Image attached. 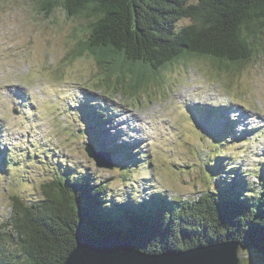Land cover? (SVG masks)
<instances>
[{
	"label": "rangeland",
	"instance_id": "obj_1",
	"mask_svg": "<svg viewBox=\"0 0 264 264\" xmlns=\"http://www.w3.org/2000/svg\"><path fill=\"white\" fill-rule=\"evenodd\" d=\"M46 1L0 0L4 246L11 245L14 198L26 206L41 201L43 185L67 168L107 184L115 200L160 191L197 198L216 188L208 165L223 157L256 183L264 166V53L230 73L192 57L136 92L128 76L107 82V68L91 53L76 55L83 22L60 7L48 12ZM87 144L110 157L113 170L97 168ZM252 257L247 264H264Z\"/></svg>",
	"mask_w": 264,
	"mask_h": 264
},
{
	"label": "trees",
	"instance_id": "obj_2",
	"mask_svg": "<svg viewBox=\"0 0 264 264\" xmlns=\"http://www.w3.org/2000/svg\"><path fill=\"white\" fill-rule=\"evenodd\" d=\"M45 5L48 12L60 7L83 22L86 39L76 55L91 53L107 68V82L113 75L117 84L128 76L136 92L165 67L192 57L230 73L264 53V0H47ZM220 151L224 155L227 149ZM208 166L216 188L186 200L165 191L115 200L107 184L67 168L43 185L41 201L26 206L14 198L11 245H3L0 232V264H65L77 242L103 234L124 237L148 253L236 241L264 258V166L255 173L256 183L246 181L228 157Z\"/></svg>",
	"mask_w": 264,
	"mask_h": 264
},
{
	"label": "water",
	"instance_id": "obj_3",
	"mask_svg": "<svg viewBox=\"0 0 264 264\" xmlns=\"http://www.w3.org/2000/svg\"><path fill=\"white\" fill-rule=\"evenodd\" d=\"M16 114L17 111H15ZM97 168L113 170L114 165L93 146L85 147ZM100 223L96 227H100ZM256 253L246 251L239 242H220L193 249L161 253L144 252L124 237L103 234L85 237L68 254L65 264H247ZM258 255V254H256Z\"/></svg>",
	"mask_w": 264,
	"mask_h": 264
}]
</instances>
